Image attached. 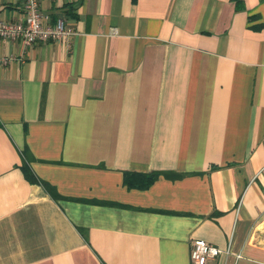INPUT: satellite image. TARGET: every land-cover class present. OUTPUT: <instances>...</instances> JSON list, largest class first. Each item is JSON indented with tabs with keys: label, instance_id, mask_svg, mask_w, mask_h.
<instances>
[{
	"label": "crops",
	"instance_id": "0c3cea01",
	"mask_svg": "<svg viewBox=\"0 0 264 264\" xmlns=\"http://www.w3.org/2000/svg\"><path fill=\"white\" fill-rule=\"evenodd\" d=\"M39 6L73 33L0 38V264H264V0Z\"/></svg>",
	"mask_w": 264,
	"mask_h": 264
},
{
	"label": "built area",
	"instance_id": "2783aa9c",
	"mask_svg": "<svg viewBox=\"0 0 264 264\" xmlns=\"http://www.w3.org/2000/svg\"><path fill=\"white\" fill-rule=\"evenodd\" d=\"M24 8L23 17L15 21L0 19V38H19L24 45H29L39 39H63L73 33V27L66 24L63 15L56 17L54 24L47 22L48 14L42 12L39 0H21ZM11 56L0 57L2 62L10 60ZM229 252L203 238L192 240V264H208L209 261L221 254Z\"/></svg>",
	"mask_w": 264,
	"mask_h": 264
},
{
	"label": "trees",
	"instance_id": "16d2710c",
	"mask_svg": "<svg viewBox=\"0 0 264 264\" xmlns=\"http://www.w3.org/2000/svg\"><path fill=\"white\" fill-rule=\"evenodd\" d=\"M21 167H23L24 172L26 171V175L29 173V169L25 163H22ZM159 174V171L153 170L150 172H132L127 171L125 174V182L129 186H148L153 182ZM83 231V229H81Z\"/></svg>",
	"mask_w": 264,
	"mask_h": 264
}]
</instances>
